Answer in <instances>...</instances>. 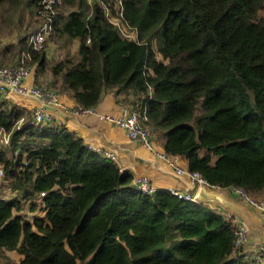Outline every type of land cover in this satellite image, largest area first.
<instances>
[{
	"label": "trees",
	"instance_id": "16d2710c",
	"mask_svg": "<svg viewBox=\"0 0 264 264\" xmlns=\"http://www.w3.org/2000/svg\"><path fill=\"white\" fill-rule=\"evenodd\" d=\"M38 2L0 0V21L22 24L23 9L32 15ZM55 5L48 40L76 39L75 55L50 63L45 46L31 51L35 75H51L50 86L80 108L112 89L207 183L264 196V0H119L135 38L110 20L115 0ZM30 33L11 49L0 45V63ZM30 115L0 95L10 137L0 145V178L12 192L0 196V248L20 253L13 264H257L235 247L236 227L221 211L134 188L129 171L61 122L15 126Z\"/></svg>",
	"mask_w": 264,
	"mask_h": 264
},
{
	"label": "crops",
	"instance_id": "0c3cea01",
	"mask_svg": "<svg viewBox=\"0 0 264 264\" xmlns=\"http://www.w3.org/2000/svg\"><path fill=\"white\" fill-rule=\"evenodd\" d=\"M51 49V48H49ZM51 51L45 55L51 59ZM51 75L42 72L35 75V67H32L30 74L24 84L26 86L35 83L48 86L56 93L61 104H48V114L53 116L56 122L64 124L67 130L80 135L84 142L92 149L107 151L114 158H111L121 170H127L133 177L147 176L154 189H177L183 192L195 193L196 187L188 174H176L175 166H185L182 155L166 153L163 149L157 134L149 129L151 148L143 145L139 140H132L126 134L124 128L113 125L103 119L101 114L125 115L131 108L127 103L117 101L112 89H104L101 97L91 111H77L74 113L72 107L74 102L69 92L57 87L50 86ZM13 103L25 108L32 113L38 98L24 93H15ZM1 144V143H0ZM155 153L166 154L165 158ZM186 167V166H185ZM214 193L217 199L204 200L209 206L218 211L228 210L237 217L242 218L247 227L249 235L243 245L246 251L256 250L264 245V211H257L239 197L232 187H220L217 189L206 188Z\"/></svg>",
	"mask_w": 264,
	"mask_h": 264
},
{
	"label": "built area",
	"instance_id": "2783aa9c",
	"mask_svg": "<svg viewBox=\"0 0 264 264\" xmlns=\"http://www.w3.org/2000/svg\"><path fill=\"white\" fill-rule=\"evenodd\" d=\"M56 0H42L43 8H51L53 10V4ZM119 1V0H118ZM118 6V4H117ZM101 7L104 10V13H108V7L106 4L101 3ZM122 27H125L121 23ZM130 31V30H129ZM49 27L46 23H42L37 25L36 28L29 34V37L26 41V48L20 50L17 58L15 59L13 64H2L0 63V95L9 100H13V95L15 93H24L29 96L37 97L38 103L35 105L34 109L31 113V118L26 119L22 116L17 119L16 127L20 126L24 121H27L31 124L38 123H54L56 122L46 109L48 104H61L58 96L51 90L48 86L43 84H32L26 86L24 84L26 78L31 72L32 69V55L31 51L41 50L46 40L49 36ZM126 34V33H125ZM127 35V34H126ZM74 113L77 111H91L92 108H80L79 106H75L71 108ZM106 121H109L113 125H119L125 129L126 134L132 140H139L143 145L147 146L149 149L151 148L150 136H149V127L144 122L146 119V115L143 111L134 110L129 108V110L125 113V115H112V114H101L100 115ZM10 141L9 132L5 131L0 126V143L8 144ZM104 155L109 158H114L113 155L108 153L107 151L102 152ZM156 155H160L165 158L166 154L164 153H155ZM176 174H188L192 181L194 182V186L196 187L195 193L183 192L177 189H170L171 193L177 195L178 197H185L186 199H190L196 202H199L201 199L198 198V192L200 188L205 187L209 189H217L220 188L216 185L209 184L207 181L201 176L200 172L190 171L185 166H175ZM0 168V175H1ZM131 185L140 189L145 193H152L155 189L150 184L147 176H139L133 177L131 179ZM233 191L241 197L248 206H251L253 209L257 211H264V196H253L250 195L244 188L242 187H232ZM44 192H40L43 194ZM212 207V206H211ZM223 215L229 218L233 224L235 225V247L241 250L244 254V257L254 263L264 264V245L259 246L256 250L246 251L243 245L246 243L248 239L249 227H247L245 221L242 218L237 217L235 214L230 213L228 210H221Z\"/></svg>",
	"mask_w": 264,
	"mask_h": 264
},
{
	"label": "rangeland",
	"instance_id": "374dc122",
	"mask_svg": "<svg viewBox=\"0 0 264 264\" xmlns=\"http://www.w3.org/2000/svg\"><path fill=\"white\" fill-rule=\"evenodd\" d=\"M118 4V1L115 0V6H114V16L111 17V21L116 24L117 26H119V28L121 29V31L123 33H126L128 36H131L133 38H135L136 34L132 31H129L128 29H126L125 27L121 26V21H120V16L119 13L116 10V6ZM38 6L36 8V11L34 13H32V15L30 13H28L25 9H23L22 14L23 16V23L22 24H17L16 22L13 23L9 26L5 21H0V45L1 46H9V49H11L13 47L14 42L16 41L18 35L20 33H23L24 31H26L29 28V33L31 31H33L34 28L37 27V25L42 24V23H46L49 27V36L47 38L50 39L51 36V31H52V18L54 15V9L56 10V5L53 6V10L51 8H43L42 7V0L41 2H38ZM18 13V11H17ZM16 13V17H18ZM29 25H28V23ZM29 37V36H28ZM27 37V38H28ZM45 43V53L46 51H51V59H48V62H53L55 61V59H59L61 57L64 56V54L68 53L71 54L72 56L75 55V51H76V39H74L73 41L69 42L67 44V46H61L59 45L58 42H52V41H47ZM12 44V45H11ZM61 46V47H60ZM63 47V48H62ZM51 48V49H49ZM16 52V51H15ZM14 55V54H12ZM4 62H1L3 64H13L15 59L13 58V60L11 61V54H5L4 55ZM32 67H35L36 70V61H32ZM59 86V85H58ZM16 126V123H15ZM1 145V144H0ZM12 195L11 190L8 188V186H6V184L2 181V179L0 178V196H10ZM20 212L22 214H24L25 216H30L31 212H28V208H27V204H23ZM34 214H38L40 213V211H36L33 212ZM19 257H20V253L17 252L15 249H7L5 247H1L0 248V264H13L17 261H19Z\"/></svg>",
	"mask_w": 264,
	"mask_h": 264
},
{
	"label": "water",
	"instance_id": "95a60500",
	"mask_svg": "<svg viewBox=\"0 0 264 264\" xmlns=\"http://www.w3.org/2000/svg\"><path fill=\"white\" fill-rule=\"evenodd\" d=\"M197 196L201 200H207V199L214 200V199H217V196L214 193L207 191V189L205 187L200 188Z\"/></svg>",
	"mask_w": 264,
	"mask_h": 264
}]
</instances>
